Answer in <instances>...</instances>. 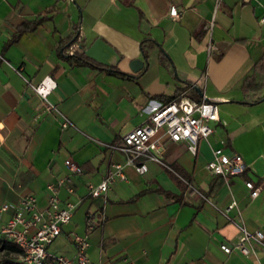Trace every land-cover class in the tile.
<instances>
[{
  "label": "crops",
  "instance_id": "1",
  "mask_svg": "<svg viewBox=\"0 0 264 264\" xmlns=\"http://www.w3.org/2000/svg\"><path fill=\"white\" fill-rule=\"evenodd\" d=\"M170 5L178 16L169 15ZM263 11L264 0H0V203L32 193L42 208L47 182L68 175L73 190L62 184L58 195L76 205L47 247L53 252L74 255L72 233L85 231L91 210L100 220L87 232L89 264H264L258 242L247 255L220 247L236 240L238 224L264 233V85L258 101L239 85L264 58ZM32 19H39L34 28L19 31ZM96 38L115 50L109 64L71 56ZM133 58L144 60L136 71ZM18 67L31 82L46 74L56 80L49 99L75 126H60ZM178 94L219 104L195 153L159 133L162 158L178 174L152 160L143 173L124 164L126 179L91 196L86 182L124 160L101 142L119 141ZM216 146L238 152L245 171L228 179L211 173L205 163ZM67 157L77 171L66 168ZM231 199L235 206L223 213Z\"/></svg>",
  "mask_w": 264,
  "mask_h": 264
},
{
  "label": "built area",
  "instance_id": "2",
  "mask_svg": "<svg viewBox=\"0 0 264 264\" xmlns=\"http://www.w3.org/2000/svg\"><path fill=\"white\" fill-rule=\"evenodd\" d=\"M169 15L178 16V10L174 5H170ZM258 20L264 22V11L258 16ZM210 47L214 48L215 45H210ZM18 71L40 97L44 109L60 117L62 128L75 126L71 119L49 99V94L56 86V80L52 76L46 74L37 82H31L22 74L21 67H18ZM218 118L219 104L217 100L212 98L203 96L200 99H195L186 94H181L160 103L150 113L148 120L128 130L121 136L119 141L101 142L123 153L124 160L111 162L100 180L96 182L87 181V192L91 196H98L104 194L115 180L126 179L123 171L124 164H131L136 171L143 173L147 169V161L152 160L177 173L162 158L160 152L161 136L159 133L162 132L174 141L185 140L188 150L195 153L198 139L210 135L213 130L210 121ZM63 162L70 172L77 171L78 165L71 157L65 158ZM205 167L211 173L228 179L244 172L247 163L238 152L216 146L213 147L212 157L205 163ZM186 182L192 187L189 180H186ZM62 184L66 186L68 191L73 190L68 175L47 182V203L42 208L37 207L36 197L32 193L24 194L15 203H0V239L14 242L20 248V258L27 264H89L87 232L100 220L91 210H88L85 214V231L72 233L71 238L74 247L72 257L53 252L47 248L60 233L62 225L70 220L73 208L76 205L74 200H62L59 197L58 186ZM245 185L249 188L252 197L257 195L258 189L253 187L251 180H245ZM235 204V199H231L221 211L226 213ZM10 207L12 209L10 216L2 221L1 214ZM238 227L239 235L232 245L220 244L224 251L229 252L236 249L247 255L252 251L251 241L264 245V233L261 229L249 230L243 224H238Z\"/></svg>",
  "mask_w": 264,
  "mask_h": 264
},
{
  "label": "trees",
  "instance_id": "3",
  "mask_svg": "<svg viewBox=\"0 0 264 264\" xmlns=\"http://www.w3.org/2000/svg\"><path fill=\"white\" fill-rule=\"evenodd\" d=\"M38 22L39 19L24 20L19 28V31L32 29ZM77 36L78 33L74 32L70 37V43L73 42ZM143 42L144 40H142L140 43L141 48L143 47ZM80 46L82 48L80 51L74 50V52L71 54V56H74L76 59H81L86 56L84 53L83 44H80ZM262 57L263 56L254 62L251 69L245 73L239 81V85L244 90V92L247 94H255L256 97L254 96L252 101H258L262 98L257 96L264 85V58ZM179 95L181 94H178L177 96ZM0 250L2 251L0 255V264H27L20 258V248L14 242L0 239Z\"/></svg>",
  "mask_w": 264,
  "mask_h": 264
},
{
  "label": "water",
  "instance_id": "4",
  "mask_svg": "<svg viewBox=\"0 0 264 264\" xmlns=\"http://www.w3.org/2000/svg\"><path fill=\"white\" fill-rule=\"evenodd\" d=\"M84 53L93 59L109 64L108 58L110 54H115V50L103 39L96 38L89 46L84 48ZM129 65L132 70L136 71L144 65V60L133 58L130 60Z\"/></svg>",
  "mask_w": 264,
  "mask_h": 264
},
{
  "label": "rangeland",
  "instance_id": "5",
  "mask_svg": "<svg viewBox=\"0 0 264 264\" xmlns=\"http://www.w3.org/2000/svg\"><path fill=\"white\" fill-rule=\"evenodd\" d=\"M58 243H59V239H57V240L54 242L53 245H56V244H58ZM1 253H2V251L0 250V255H1Z\"/></svg>",
  "mask_w": 264,
  "mask_h": 264
}]
</instances>
